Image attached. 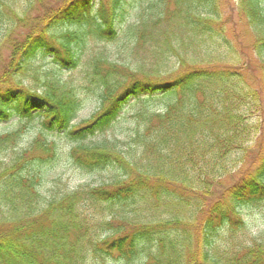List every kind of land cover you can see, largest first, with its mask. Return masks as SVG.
Returning <instances> with one entry per match:
<instances>
[{"label": "trees", "instance_id": "1", "mask_svg": "<svg viewBox=\"0 0 264 264\" xmlns=\"http://www.w3.org/2000/svg\"><path fill=\"white\" fill-rule=\"evenodd\" d=\"M237 22L258 70L232 64ZM156 96L163 109L86 142ZM0 125V264H264V232L242 215L264 202V0L0 3ZM57 137L75 142L72 165L110 178L71 192L50 178ZM171 201L186 207L164 218Z\"/></svg>", "mask_w": 264, "mask_h": 264}, {"label": "rangeland", "instance_id": "2", "mask_svg": "<svg viewBox=\"0 0 264 264\" xmlns=\"http://www.w3.org/2000/svg\"><path fill=\"white\" fill-rule=\"evenodd\" d=\"M26 0H0V3L4 5L7 11L10 10V8L13 11L19 12L21 8L24 6ZM229 4H233L234 2H237L238 0H227ZM236 17L234 16L232 18V21H234ZM129 20H134V18L129 17ZM236 31H238L242 36H244L243 41L240 40V45L238 50V53L240 54L242 64L240 65L238 62H233L232 64L236 65L238 68H244L247 67L251 70L259 69V62L256 59L252 47L248 45L249 42V32L247 28L244 27L242 22H237ZM117 42L114 43H108L105 44V49L107 50V53L111 54V57L114 58L115 54L119 52ZM199 44L197 39L191 40L188 47L185 50L190 55L192 54V50L199 51ZM119 50V51H118ZM5 53V51H4ZM214 56H217L215 52H213ZM201 57L203 56L202 53L199 54ZM77 72L74 73L76 75ZM132 101V100H131ZM130 101V102H131ZM168 99L163 98L161 96L156 97H149L143 100H138V103L132 104L130 108L127 109V111L124 113L123 118L119 120L115 126L113 132L108 131L106 134L100 135L97 134L93 137L87 138L86 142L92 141V142H99L103 140L105 137H112V134L119 137L121 136V132L128 128L130 126L129 123V116L132 114L133 110H137L139 108H148L149 110H161L167 103ZM96 100L94 96H90L84 103L83 107L78 111L77 118L75 120L76 123H78L80 120L88 117L93 110L96 107ZM125 108H127V105H125ZM0 131H2V127L0 125ZM32 134H26L23 138V145L26 146L31 140ZM255 139L250 141L247 146L250 147L254 143ZM55 142L57 143L59 147V153L62 157L58 161H54L50 165V170L48 173V176L50 178H60V180L63 182L65 189L69 192L79 189L83 185H90V186H97L101 185L102 183L106 182L111 174L112 169L106 168L103 170L98 171H92L88 172L85 170H81L77 168L75 165H72L71 162L65 159L66 153L68 152L69 148L74 145L75 142L64 138V137H57L55 139ZM252 153H250L251 155ZM249 155V156H250ZM233 181V179L226 177L223 179L224 184H230ZM51 186L50 183L46 184L45 188H49ZM220 194L218 195V197ZM160 206V204H159ZM158 206V208H159ZM185 204L178 205L176 202L171 201L168 202L166 205V208H159L160 214H162L165 210H168L167 214L164 218L168 217L170 214H173L178 209H185ZM158 213V211H157ZM155 213V215L157 214ZM242 215L249 224L250 227V233L254 235H258L261 232H264V202L251 204L249 206H246L242 208ZM95 264H122L120 260H116L115 258H112L111 260H105L103 262H98Z\"/></svg>", "mask_w": 264, "mask_h": 264}]
</instances>
